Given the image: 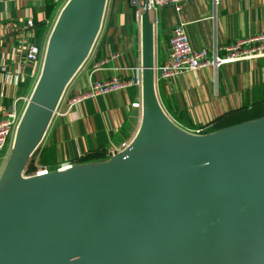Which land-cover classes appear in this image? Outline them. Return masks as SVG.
<instances>
[{
  "label": "water",
  "instance_id": "water-1",
  "mask_svg": "<svg viewBox=\"0 0 264 264\" xmlns=\"http://www.w3.org/2000/svg\"><path fill=\"white\" fill-rule=\"evenodd\" d=\"M105 0H67L0 172V264H264V116L193 135L154 94L141 14V122L97 163L24 177Z\"/></svg>",
  "mask_w": 264,
  "mask_h": 264
},
{
  "label": "crops",
  "instance_id": "crops-1",
  "mask_svg": "<svg viewBox=\"0 0 264 264\" xmlns=\"http://www.w3.org/2000/svg\"><path fill=\"white\" fill-rule=\"evenodd\" d=\"M66 2L0 0V112L16 100L15 111L21 115L43 59L27 60L25 46L32 42L40 50L45 48L54 16L57 17ZM48 3L53 8L46 12L44 6ZM158 15V23L151 32L154 68L166 61L170 30L179 23H183L194 49H211L264 32V0H216L214 5L211 0H187L179 12L164 7L158 10ZM28 20L31 26L26 24ZM140 63V23L134 20L127 0H105L90 50L66 84L35 151L51 148L52 167H55L63 161L102 162L117 154L123 144L128 145L141 122L139 88L127 86L86 97L70 109L65 101L86 91L91 82L113 76L128 79ZM154 94L170 120L184 129H199L200 134L262 117L264 57L238 60L215 69L206 66L154 80ZM237 114H250L252 119L232 121ZM11 141L7 142L0 160V172Z\"/></svg>",
  "mask_w": 264,
  "mask_h": 264
},
{
  "label": "built area",
  "instance_id": "built-area-1",
  "mask_svg": "<svg viewBox=\"0 0 264 264\" xmlns=\"http://www.w3.org/2000/svg\"><path fill=\"white\" fill-rule=\"evenodd\" d=\"M185 1L187 0H127V3L137 23H140L141 14L145 8L148 13L149 21L153 27V25L158 23V10L160 8L171 7L174 12H179L182 3ZM215 2L216 0H211L213 5ZM26 24L31 26V21L28 20ZM219 52L221 54H218ZM43 54L44 49L40 50L37 44L32 42L26 44L24 56L27 60L36 61L39 57L43 58ZM261 57H264V32L236 40L226 45L214 46L211 49H194L189 44L183 23H179L170 30L167 59L162 65L153 69V77L154 80H164L206 66H211L215 69L226 63ZM127 86H134L140 89V67L134 68L132 75L128 79L113 76L105 81L89 83L86 91L71 95L66 99V107L70 109L79 104L86 97L112 92ZM62 96L63 93L60 99ZM15 101L16 100L0 112V160L3 158L7 142L13 139V134L20 118V115L15 111ZM24 102H26V99ZM182 129L193 135L200 134L199 129ZM126 147L127 145L123 144L120 151ZM70 166L71 162L63 161L57 164L53 169L64 170ZM48 170L49 169L46 167H41L36 170L34 174H45Z\"/></svg>",
  "mask_w": 264,
  "mask_h": 264
},
{
  "label": "trees",
  "instance_id": "trees-1",
  "mask_svg": "<svg viewBox=\"0 0 264 264\" xmlns=\"http://www.w3.org/2000/svg\"><path fill=\"white\" fill-rule=\"evenodd\" d=\"M53 8L52 4H45L44 9L46 10V12H49L51 9ZM249 115L246 114H240V115H235L234 117H232V121H236V122H241V121H245L247 119H252V117H248ZM85 160V159H84ZM52 161H53V151L51 148L47 147V148H41L38 151H35L31 157L28 158L27 163L24 167V174H31L33 172H35L36 170H38L41 167H46V168H51L53 169L54 167H52Z\"/></svg>",
  "mask_w": 264,
  "mask_h": 264
},
{
  "label": "rangeland",
  "instance_id": "rangeland-1",
  "mask_svg": "<svg viewBox=\"0 0 264 264\" xmlns=\"http://www.w3.org/2000/svg\"><path fill=\"white\" fill-rule=\"evenodd\" d=\"M61 5H62V4H61ZM59 9H60V8H59ZM55 17H56V15L54 16V19H56ZM48 169H49V170H52L51 168H48ZM33 173H34V172H33ZM31 174H32V173H31ZM31 174H24V173H23V176H24V177H28V175H31Z\"/></svg>",
  "mask_w": 264,
  "mask_h": 264
}]
</instances>
